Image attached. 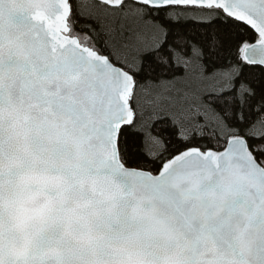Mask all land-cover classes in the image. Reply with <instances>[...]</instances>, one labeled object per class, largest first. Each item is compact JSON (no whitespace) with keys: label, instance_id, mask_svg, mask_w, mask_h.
<instances>
[{"label":"snow or ice","instance_id":"6c2138e0","mask_svg":"<svg viewBox=\"0 0 264 264\" xmlns=\"http://www.w3.org/2000/svg\"><path fill=\"white\" fill-rule=\"evenodd\" d=\"M0 264H264V0H0Z\"/></svg>","mask_w":264,"mask_h":264}]
</instances>
